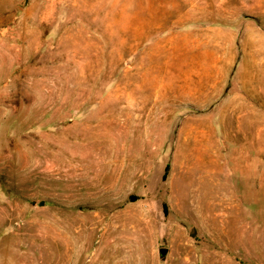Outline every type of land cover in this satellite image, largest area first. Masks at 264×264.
Segmentation results:
<instances>
[{"label":"rangeland","instance_id":"374dc122","mask_svg":"<svg viewBox=\"0 0 264 264\" xmlns=\"http://www.w3.org/2000/svg\"><path fill=\"white\" fill-rule=\"evenodd\" d=\"M0 264H264V0H0Z\"/></svg>","mask_w":264,"mask_h":264},{"label":"water","instance_id":"95a60500","mask_svg":"<svg viewBox=\"0 0 264 264\" xmlns=\"http://www.w3.org/2000/svg\"><path fill=\"white\" fill-rule=\"evenodd\" d=\"M193 233H194V231H193ZM167 251H168L167 247H161V249H160V253H161L162 256H165Z\"/></svg>","mask_w":264,"mask_h":264}]
</instances>
